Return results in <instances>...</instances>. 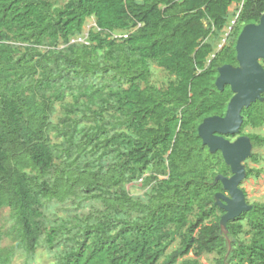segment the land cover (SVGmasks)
I'll return each instance as SVG.
<instances>
[{"label":"trees","instance_id":"1","mask_svg":"<svg viewBox=\"0 0 264 264\" xmlns=\"http://www.w3.org/2000/svg\"><path fill=\"white\" fill-rule=\"evenodd\" d=\"M263 15L264 0H0V264H264V203L223 234L216 178L233 173L199 134ZM243 116L263 147L247 130L264 100Z\"/></svg>","mask_w":264,"mask_h":264},{"label":"water","instance_id":"2","mask_svg":"<svg viewBox=\"0 0 264 264\" xmlns=\"http://www.w3.org/2000/svg\"><path fill=\"white\" fill-rule=\"evenodd\" d=\"M239 65L222 66L217 78V87L224 90L232 87L231 99L225 116H212L205 119L199 127V134L204 144L212 153L223 152L227 164L232 169V176L220 175L226 193H217V205L225 210L221 226L224 235H229L228 224L251 211L247 194L242 182L247 177L246 162L253 155L254 144L247 135H240L245 122L243 110L254 102L264 100V15L259 24H248L243 29L238 42ZM239 136L231 140L227 136Z\"/></svg>","mask_w":264,"mask_h":264},{"label":"rangeland","instance_id":"3","mask_svg":"<svg viewBox=\"0 0 264 264\" xmlns=\"http://www.w3.org/2000/svg\"><path fill=\"white\" fill-rule=\"evenodd\" d=\"M237 7L238 5L237 3H235L232 5L230 10L233 12L236 9H238ZM93 24H94V19H90L85 26V30L88 31L91 25ZM86 34H88V32L85 33L84 36H86ZM154 68H155V72H154L153 82L159 83L161 86H165L166 84L165 79L171 78V75L167 71H165L161 66H159V64L154 63ZM247 132H258L264 134V128L262 130L261 129L254 130L249 128ZM254 152L257 153L259 161L257 162L249 158L248 161L246 162V165L248 164L249 167L255 169V172L251 177L249 178L246 177L241 185L242 188L245 189V191L247 192L248 201L252 204L264 203V146L254 149ZM259 171L260 173H258ZM256 174H258V176H256ZM132 192L138 194L143 193V191H139L135 187L132 188ZM6 213L4 214V216H6ZM8 225L10 226L11 223ZM178 245L179 244L176 243V246ZM40 256H41L40 264H48L50 262V259L47 256H45V254L40 253ZM190 256L194 257L195 254L192 253ZM201 260L204 264H213L207 256L202 257ZM23 261H24V257L22 260H17L14 264H24ZM182 261L183 259H181V262Z\"/></svg>","mask_w":264,"mask_h":264},{"label":"flooded vegetation","instance_id":"4","mask_svg":"<svg viewBox=\"0 0 264 264\" xmlns=\"http://www.w3.org/2000/svg\"><path fill=\"white\" fill-rule=\"evenodd\" d=\"M240 135H241V134H240ZM240 135H239V136H240ZM239 136H238V135H237V136H232V139H231V140H233V141H234V140H236V139H237ZM227 137H229V138H230V136H227Z\"/></svg>","mask_w":264,"mask_h":264},{"label":"clouds","instance_id":"5","mask_svg":"<svg viewBox=\"0 0 264 264\" xmlns=\"http://www.w3.org/2000/svg\"><path fill=\"white\" fill-rule=\"evenodd\" d=\"M78 41H83V42H86V38H80Z\"/></svg>","mask_w":264,"mask_h":264},{"label":"built area","instance_id":"6","mask_svg":"<svg viewBox=\"0 0 264 264\" xmlns=\"http://www.w3.org/2000/svg\"><path fill=\"white\" fill-rule=\"evenodd\" d=\"M234 22H235V21H234ZM234 22H233V23H234Z\"/></svg>","mask_w":264,"mask_h":264}]
</instances>
